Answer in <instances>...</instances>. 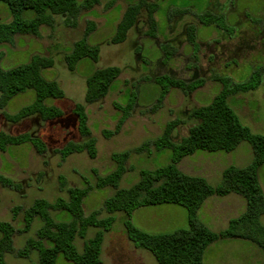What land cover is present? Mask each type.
<instances>
[{"label": "rangeland", "instance_id": "374dc122", "mask_svg": "<svg viewBox=\"0 0 264 264\" xmlns=\"http://www.w3.org/2000/svg\"><path fill=\"white\" fill-rule=\"evenodd\" d=\"M139 1L101 0L91 11L81 12L76 27L66 25L62 16H55L52 29L41 27L38 37L20 36L15 39L14 48L22 45L25 38L27 44L30 42L29 51L24 54L12 53L6 45L0 44L1 69L9 70L26 64L29 55L36 53L34 55L52 60V68L42 70V76L48 81H56L64 93L62 99H48L45 102L46 106L54 107L63 114L46 123L38 116L12 123L2 115L5 112L14 116L32 104L35 97L32 90L13 97L0 110V132L13 136L32 135L46 145L42 157L32 146L36 140L8 146L4 152H0V175L17 186L8 188L0 184L1 222H8L16 229L21 228L23 210L31 207L36 200H67L66 189L69 187L88 188L89 193L83 200L85 215L99 211L115 192L109 186L102 189L95 186L98 178L105 177L115 169L111 155L152 141L138 137L128 138L125 144H121L118 134L105 138L106 131H114L119 120L125 121L123 125L144 123L163 127L178 119L183 122L182 125L192 126L196 121L188 120V113L209 105L224 86L243 88L259 79L264 82V0H144L155 9L154 31L147 33L149 23L146 11L142 10L136 25L128 31L126 40L119 44L109 43L126 8ZM34 16V12L25 11L22 18L30 20ZM89 19L95 27L87 38V44L99 49L98 61L94 63L85 58L77 63L73 72L69 71L65 56L72 51L74 43L82 39ZM11 20L8 7L0 3V24L10 23ZM173 50L174 55L171 53ZM111 67L118 68L120 76L111 85L107 96L85 107L86 125L96 140V159H90L85 152L63 159L55 149L68 142L86 141L78 133V119L72 112L74 105H84L86 79L96 70ZM194 70L196 77H199L195 79L197 82L206 79L213 82L209 88L193 95L171 86L172 79L185 84L193 80L190 76ZM162 91L165 92L164 96ZM228 104L251 133L264 136L262 87L253 91H239L228 98ZM150 148L154 147L145 145L142 153H149ZM202 154H220L218 166L237 165L234 152L228 155L225 152ZM143 155H130L125 165L126 171L118 183L119 189H127L137 183L141 172L154 171L171 163L170 150H165L161 159ZM252 160L240 162L250 165ZM257 178L264 194V164L258 169ZM217 179V174H213V183ZM221 182L222 178L217 186ZM61 184H65L63 189ZM14 208L22 210L15 217L12 213ZM51 214L58 221L70 219L66 212ZM105 216L106 213L102 212L99 217ZM261 222L264 224V216ZM41 226L42 222L35 219L27 233L14 237V248L22 249L27 240L35 238ZM90 238H93L92 231L87 233V239ZM82 242L76 241L79 253L82 252ZM261 254L254 264H264V251ZM58 258L57 264H61V255ZM36 262L35 251L27 259L14 254L5 256L6 264Z\"/></svg>", "mask_w": 264, "mask_h": 264}, {"label": "trees", "instance_id": "16d2710c", "mask_svg": "<svg viewBox=\"0 0 264 264\" xmlns=\"http://www.w3.org/2000/svg\"><path fill=\"white\" fill-rule=\"evenodd\" d=\"M101 0H0L11 14L10 23L0 24V44L10 43L15 35H30L38 37L41 27L52 29L55 16H62L66 25L76 27L82 11H90L100 4ZM142 10L146 11L149 31H154V11L151 4L144 0L130 4L124 11L116 26V32L109 43L119 44L126 40L127 33L138 20ZM25 11L35 13L33 19L22 18ZM95 24L88 21L82 39L74 43L72 51L65 56L67 68L74 71L77 63L85 58L97 63L99 49L87 44L88 36L93 32ZM174 55V50L171 52ZM53 62L41 56H34L29 63L19 65L9 70L0 68V110H3L13 97L32 90L34 101L16 115L10 116L3 112V117L17 123L29 117L38 116L41 121L60 118L63 114L54 107H48V99H62L64 93L56 81H48L42 76V70L52 68ZM120 76L118 68L96 70L86 79L84 105H74L72 112L78 119V133L86 138L83 142H68L63 147L55 149L63 159L72 154L85 152L90 159H96V140L87 128L85 107L104 99L111 85ZM196 79V78H195ZM191 80L187 84L178 80H170L171 86L184 93H192L202 82ZM199 81V80H198ZM262 87L264 82L259 79L243 88L226 86L205 106L193 109L187 115L188 120L196 124L188 130V135L181 138L177 144L170 140L172 130L183 124L178 119L167 124L163 135L146 144L118 154H112L111 160L115 169L105 177L98 178L95 186L98 188L112 187L114 194L105 201L99 211L88 215L83 211V200L89 193L88 188H67L68 199H57L54 202L36 200L25 210L12 209L15 217L23 213L21 228H14L8 222L0 221V264L5 263L7 254L27 259L32 251L37 253L35 264H55L58 256H63L73 264H101L100 254L103 235L110 230L115 218L114 214L122 212L126 215L124 227L128 238L138 248H143L155 257L158 264H202L205 249L212 243L224 239L249 241L264 251V194L258 184L257 172L264 164V136L251 133L244 126L234 110L228 104V98L239 91H253ZM163 96L165 92L162 91ZM125 121L119 120L114 131H106L105 138H111L120 132ZM36 142L33 148L42 157L46 145L38 137L22 134L13 136L0 132V152L8 146L21 145L27 141ZM242 142L248 143L253 150L252 163L245 168L229 167L222 173L219 186L211 187L204 178L190 177L177 168L180 161L198 151L229 153ZM145 145H151L157 151L170 150L171 163L167 167L154 171H143L137 183L127 189H119L118 183L125 173V165L132 153H141ZM0 184L8 188L17 186L10 179L0 175ZM65 184H61L62 189ZM242 196L246 202V211L240 217L229 222L227 228L219 233L208 230L197 219V211L204 201L213 195L228 194ZM157 204H175L184 207L188 212V228L166 235H149L136 229L131 221L132 212L139 208ZM66 212L70 219L66 222L56 220L51 213ZM102 212L105 217H99ZM39 219L42 226L37 230L34 239L26 241L22 249L14 248V237L29 231L32 222ZM97 229L91 239H86L87 230ZM76 239L83 240V249H76Z\"/></svg>", "mask_w": 264, "mask_h": 264}, {"label": "crops", "instance_id": "0c3cea01", "mask_svg": "<svg viewBox=\"0 0 264 264\" xmlns=\"http://www.w3.org/2000/svg\"><path fill=\"white\" fill-rule=\"evenodd\" d=\"M88 21H91V19ZM20 36L30 35H15L10 43L1 44L6 45V48H8L10 52L16 53L17 55L24 54L25 52L27 53L30 48V42L27 44L25 42L26 38L22 40V45L15 48L13 47V42ZM34 54L36 53L29 55L27 63L30 62L32 57L37 56ZM195 71L196 70L192 72L190 78H199L194 74ZM212 83L213 82L207 79L203 80L201 86L194 90L192 94H197L203 91L206 87L209 88ZM166 126L167 124L163 127L144 123L124 124L117 136L121 138V140H119L121 144H125L128 138L145 137L147 138L146 141L155 140L163 135ZM192 126L182 124L176 126L170 134V140L174 144H177L181 138L188 135V130ZM183 130L184 133L182 132ZM164 151H156L154 148H150L149 153L141 152L139 154L161 159L163 158ZM233 152L236 153L237 157V165L235 166H218L220 165V154H217L219 156H216L215 154L206 156L205 154H202V152H196L193 155L184 157L177 165V168L187 176L204 178L210 186L215 187L219 184L220 179L222 178V173L225 169L229 167L245 168L249 166V163H244V165L240 160H245L247 162V160H252L253 158L252 147L246 142L240 143L236 149L229 153ZM229 153H227V155ZM215 173L217 174L218 179L216 183H213L211 179H213V174ZM245 209V199L240 195L233 193L225 196L213 195L208 197L201 205L197 211V219L211 232L219 233L227 228L231 220L240 217L245 212ZM114 218L115 221L112 227L103 235L100 254L101 264H158L152 253L143 248L136 247L128 238L124 227L126 215L122 212H118L114 214ZM130 221L136 229L146 234L166 235L188 228V212L184 207L175 204H157L135 209L130 216ZM92 229L93 228L90 227L87 230V233L92 231L94 236L97 229ZM116 234L117 236L115 237ZM77 240L80 241L81 239H76V241ZM80 248L83 249V242L82 247ZM262 251L263 250L249 241L236 239L218 240L205 249L202 264H254L255 260L259 259L262 255ZM61 257V264H73L72 262L67 261L63 256ZM58 259L59 258H57L55 264L59 261Z\"/></svg>", "mask_w": 264, "mask_h": 264}]
</instances>
